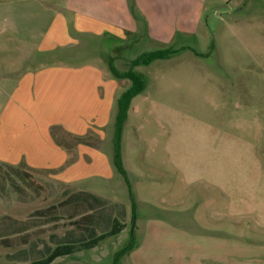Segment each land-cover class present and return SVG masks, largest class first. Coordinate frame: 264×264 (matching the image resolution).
I'll return each instance as SVG.
<instances>
[{"label":"rangeland","instance_id":"374dc122","mask_svg":"<svg viewBox=\"0 0 264 264\" xmlns=\"http://www.w3.org/2000/svg\"><path fill=\"white\" fill-rule=\"evenodd\" d=\"M22 13L40 28L36 12ZM129 40L113 62L120 73L143 54L174 51L134 69L146 88L129 110L122 160L136 210L116 168L55 199L1 168L0 264H114L132 231L137 248L121 264H264V0L209 8L179 40ZM103 45L98 54L81 46L31 61L27 52L23 67L113 57ZM132 86L123 82L120 97ZM90 202L100 209L72 219L73 205ZM64 244L77 246L57 248Z\"/></svg>","mask_w":264,"mask_h":264},{"label":"crops","instance_id":"0c3cea01","mask_svg":"<svg viewBox=\"0 0 264 264\" xmlns=\"http://www.w3.org/2000/svg\"><path fill=\"white\" fill-rule=\"evenodd\" d=\"M250 1L0 0V169L32 176L51 199L87 181H106L115 171L111 135L121 84L128 81L112 72L122 45L136 35L166 42L192 36L209 8ZM17 10L36 12L40 28ZM100 44H109L113 57L23 67L27 52L30 61L81 46L98 54ZM97 204L73 205L79 211L72 219L91 216Z\"/></svg>","mask_w":264,"mask_h":264},{"label":"trees","instance_id":"16d2710c","mask_svg":"<svg viewBox=\"0 0 264 264\" xmlns=\"http://www.w3.org/2000/svg\"><path fill=\"white\" fill-rule=\"evenodd\" d=\"M174 51L173 49H167V50H162V51H157V52H151V53H146L143 54L141 57L133 60L131 62L130 68L127 72L125 73H120L115 66L113 65L112 62V72L114 76L117 79H128L133 83V86L125 91L122 96L118 99L117 101V107H118V113H117V120L115 124V142H114V148H115V153H114V166L118 170V172L123 176L128 189H129V195L130 199L132 202L133 210H136V202H135V196L133 193V190L131 188V184L128 178V174L126 169L124 168L123 165V157H122V137H123V132L125 125L127 123L128 119V113L131 108L133 100L142 94L145 91L146 88V82L144 77L141 74H137L134 69L138 66L142 65H149L151 62H154L156 60H165L168 59L173 55ZM25 177L27 180H29L30 184L36 187L37 189L43 190L41 186L35 183V180L32 176L25 174ZM118 222L117 220L113 221V225L111 228V231L107 234L112 235L114 230L117 228ZM99 238V237H98ZM98 238H95L91 240L90 242H84L80 243L79 245H88L91 242L97 240ZM77 246V244H64L60 245L57 248H72ZM137 248V240L136 236L134 234V231L131 232V239L130 242L128 243L127 246H125L124 249L120 250L116 256H115V262L114 264H121L122 259L130 255L135 249ZM52 255V253L47 257L49 258ZM46 258V259H47Z\"/></svg>","mask_w":264,"mask_h":264}]
</instances>
